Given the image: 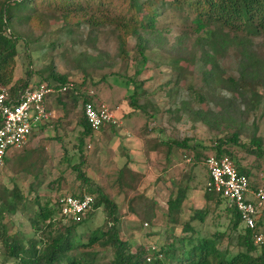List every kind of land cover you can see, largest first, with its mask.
<instances>
[{
    "label": "trees",
    "instance_id": "obj_1",
    "mask_svg": "<svg viewBox=\"0 0 264 264\" xmlns=\"http://www.w3.org/2000/svg\"><path fill=\"white\" fill-rule=\"evenodd\" d=\"M45 16H59L62 28L69 33L72 32L71 24L79 25L75 18H85L87 25L92 27L111 25L118 44L117 57L139 63L135 75H139L150 61L149 50L163 49L169 25L182 26L183 31L175 38L168 54L170 73L164 86L173 98L169 110L177 115L186 110L193 125L200 122L209 131H232L207 144L196 140L188 144L190 138L170 139L168 152L172 147L185 148V157L192 164L200 161L204 150H211L216 157L227 155L238 173L247 176L249 186L258 187L250 181V169L241 164L232 145L242 146L256 159L264 154V140L258 134L259 120L264 124V0H0V82L8 87L12 98L28 87L33 74L27 66L24 78L13 79L17 46L22 39L16 26H43ZM191 34L195 37L190 47H186L184 42ZM130 38L135 40L131 50L128 46ZM132 50L135 54L131 57ZM190 52L194 54L193 71L188 75L181 60ZM99 59L98 55L79 52L75 61L85 78L79 83L71 81L66 74L54 72L52 67L47 74H40L45 82L53 79L57 87L66 86L65 92L69 91L70 84L73 101L81 100L78 124L82 129L76 147L79 151L84 140L94 131L84 115V105L103 103L86 88L87 68L96 66ZM228 70L235 72L236 76L226 75ZM128 82L133 88L128 96L130 107L146 113L145 103H139V95L146 92L143 81L129 78ZM180 90L187 92L186 99H176ZM211 101L219 108L202 107ZM241 136L248 141H243ZM21 155L5 156L4 164L14 157L19 172L24 163ZM43 158L38 156L32 161L35 163L36 159ZM80 166L81 161L72 166L76 177L82 184H92V178ZM31 168L27 165L24 169L30 171ZM188 190L186 184L177 188L175 194L168 195L165 203L168 221L177 222ZM84 194L79 191L67 195L81 197ZM89 194L93 196V203L79 222L60 214L57 200L66 194H60L52 203L43 205L35 197L36 209L27 219L35 233L24 239L9 232L4 220L19 205H25L26 196L16 184L10 190L0 188V264H94L96 246L110 248L112 257L107 264H264V238L263 242H254L255 235L264 236V212L253 229L247 228L242 225L235 206L220 194L208 191L206 186L203 193L206 206L194 210L181 223L179 234L165 230L157 247L121 238L117 204L98 187L94 194ZM100 207L105 212L107 226L92 230L88 239L82 241L76 227L92 210ZM216 210L219 212L215 213ZM209 211L215 213L213 229L203 230L201 226L193 225L194 220L203 224Z\"/></svg>",
    "mask_w": 264,
    "mask_h": 264
},
{
    "label": "rangeland",
    "instance_id": "obj_2",
    "mask_svg": "<svg viewBox=\"0 0 264 264\" xmlns=\"http://www.w3.org/2000/svg\"><path fill=\"white\" fill-rule=\"evenodd\" d=\"M75 20L78 21L79 25L71 24L69 27L72 32L70 33L62 28L63 22L59 16H45L44 25L40 27L16 26L22 39L19 40L17 46L16 65L13 70L14 81L25 77V70L28 66L33 71L28 86H34L41 81L45 82L40 74H47L50 67L54 69V72L66 74L71 81L79 83L85 78L80 68L77 67L75 57L80 51H86L90 55L100 57L96 66L87 68L89 76L86 79V88L88 91H92L93 95L102 97L104 103L114 105L123 102L126 107H130L128 96L131 95L133 88L128 79L143 81V89L146 92L139 95V103H145L146 113L136 110V115L142 122L139 132L144 136V143L149 147L154 148V145L158 143V137L162 142H166V145H161L162 150H160L165 152L168 149L167 142L170 139L190 138L188 144H193L195 140L207 144L232 131V129L221 130L220 132L209 131L200 122L193 125L186 110L180 111L178 115L177 112L169 110L173 98H170L168 89L164 86V82L170 73L167 62L169 61L168 54L175 38L183 31L182 26L179 24L169 25L170 31L166 34L165 48L149 50L147 54L150 61L147 62L139 75H135L134 72L139 68V63L134 60L123 61L117 57L118 44L111 25L99 24L92 27L87 25L85 18H75ZM194 37V34H191L190 39L184 42L186 47H190ZM134 44L135 40L130 38L128 40L130 50L133 49ZM134 54L135 51L132 50L130 56L132 57ZM187 56L181 60V63L186 67L188 75H191L194 54L190 52ZM226 75L236 76V73L228 70ZM46 82L56 83L53 79ZM70 86L69 84V91L48 94L44 100L48 108H54L55 118H53L52 124H57V126H55L56 131L53 128L52 131H55L54 133L61 138L60 149H52L50 156H47L48 161L46 158L39 159V161L36 159L34 165H31L30 171L24 169L27 167L26 162H24L21 169L23 173L16 171L18 167L13 162L14 157L9 158L6 164L0 166V188L5 187L10 190L16 184L22 194L26 196L25 205H19L13 214L7 215L5 218L8 231L24 239L30 238L35 233L27 221L36 209L35 197L43 205L52 203L55 197L60 194L78 193L79 191L94 194L96 187H98L117 204L116 213L119 217L121 238L128 239L132 243H143L149 247H157L164 238L165 230H173L175 234H179L181 223L187 220L194 210L206 206L203 196L207 177L204 158L213 152L211 150L202 151L200 161L192 164L188 160L182 161L187 152L185 148L172 147L168 154L165 152V155L164 153L160 155L156 152L148 157V166H153L155 170L158 169L157 171L147 172L148 166L144 163V166L139 167L138 172L133 173V175L124 168L120 178L116 179L114 175L108 178L102 177L104 174L100 172L104 162L106 167L111 165L115 168L116 165L122 164L121 161L125 162V155L121 154V160L118 163L115 160L107 163L105 149L99 148L97 145L98 139L96 137L100 133V128L94 130L84 140L81 151L77 149L78 135L82 129L78 124L81 115V100L73 101L70 96ZM187 97V92L180 90L176 99L181 100ZM207 106L219 108L214 101L202 105L204 108ZM261 109L262 107L257 112V117ZM259 121L258 134L264 140V124L261 120ZM158 133L160 135H157ZM112 138H118L121 141L126 139L125 136L117 137L114 135ZM241 139L245 142L248 141L244 136H241ZM52 144L57 146L59 143L52 140ZM158 147L159 145L155 146V148ZM232 147L241 164L250 169V181H253L256 186L264 187V154L256 159L255 155L246 152L242 146L232 145ZM156 150L158 151V149ZM179 160H181V164L178 163ZM79 161H81V170L92 178V184H82L80 179L76 177V171L73 170L72 166ZM138 162H140L139 159L136 163ZM173 164L174 166H171ZM169 167L171 170L168 172L167 168ZM158 172L162 173V176H157ZM190 174L195 179L193 187L188 190V197L182 204L177 222L172 223V221L167 220L165 207L168 193L175 194L177 188L189 184V179L192 178ZM29 185L37 188L28 191ZM190 185L192 186V182ZM218 212L219 210L215 211V213ZM215 213L209 211L203 224L194 220L193 225L201 226L203 230L213 229L212 221ZM105 216L101 207L92 210L87 215L85 221L76 227V232L81 236L82 241L88 239L92 230L107 226ZM221 218L223 219V217ZM259 230L261 232L262 227ZM1 248L0 243V259ZM95 250L97 255L94 264H107L112 257L110 248L96 246Z\"/></svg>",
    "mask_w": 264,
    "mask_h": 264
},
{
    "label": "built area",
    "instance_id": "obj_3",
    "mask_svg": "<svg viewBox=\"0 0 264 264\" xmlns=\"http://www.w3.org/2000/svg\"><path fill=\"white\" fill-rule=\"evenodd\" d=\"M66 86L41 82L24 88L16 98L9 95L8 87L0 82V166L10 152L20 151L26 144L34 126L52 116L44 105L48 94L64 92ZM84 115L94 130L104 124L120 126L121 121L106 103L84 105ZM208 173L206 188L225 197L238 210L243 226L253 229L264 212V187L251 188L246 175L238 173L233 160L223 155L209 154L204 159ZM60 214L73 222H79L93 203V196L85 193L81 197L60 196L57 200ZM264 236L257 234L254 242H263Z\"/></svg>",
    "mask_w": 264,
    "mask_h": 264
},
{
    "label": "crops",
    "instance_id": "obj_4",
    "mask_svg": "<svg viewBox=\"0 0 264 264\" xmlns=\"http://www.w3.org/2000/svg\"><path fill=\"white\" fill-rule=\"evenodd\" d=\"M98 100L103 101L102 97H97ZM107 104V103H106ZM45 105V103H44ZM112 109H115V114L120 118L121 125L120 126H111L109 124H104L100 127L99 129V134L97 135L99 148H104L105 149V155H107V163H111L110 161H116L118 163L119 160H121V154L125 155V162L121 161L122 164L116 165L115 168L111 165L106 167L105 162L102 165V171L100 172L101 174H104L102 177H111V175H114V177L117 179L118 177L120 178L122 175V169L126 168L129 173H136L138 172V168L141 166H144V163L147 164L148 157H151L154 155V153L158 152V154L162 155L165 152L168 154V149L164 151H160L161 145H166L164 142L157 138V142L154 145V148L149 147L146 143H144V136H142L139 132V129L141 128L142 122H140V118L138 115H136V110L131 108V107H126L125 104L119 103V104H114V105H109ZM45 107L51 111L52 116L49 120L42 121L38 123L36 126L33 127L31 134L29 135L27 144L20 150V151H12L10 152L7 156L13 155L14 153L17 155H21L24 159L23 162H26V165H34L32 159H35L36 157H44L46 160L48 159L47 156H50L51 150L54 149H60L61 147V138L54 133L56 131V128L54 124H52L53 118H55V112L54 108H48L46 105ZM55 131H52L53 129ZM103 131V132H102ZM112 135L114 136H125V140L121 141L120 139H113ZM157 135H160L159 133ZM96 136V135H95ZM52 140L57 141L59 144L53 145ZM158 148H155V146H158ZM62 146L64 144L62 143ZM158 149V151L156 150ZM108 154H107V153ZM104 154V151L102 152ZM166 154V155H167ZM142 155V157H140ZM160 157V156H159ZM140 162L136 163L138 159ZM183 156L184 162L187 160L189 161L188 158ZM48 161V160H47ZM146 161V162H145ZM179 164H181V160H179ZM178 164V165H179ZM105 166V167H104ZM146 166V165H145ZM148 166V164H147ZM171 166H174L171 165ZM105 168V169H104ZM22 169V168H21ZM20 169L19 172L23 173V171ZM137 169V171H136ZM168 172L171 170V167L167 168ZM155 170V168L152 167H147V172ZM158 170V169H157ZM155 170V171H157ZM114 172V173H112ZM207 172V170H206ZM162 173H164L162 171ZM162 173L158 172L156 175L159 176ZM191 175V174H190ZM162 176V175H161ZM131 177V176H130ZM192 177V175H191ZM158 178V177H157ZM190 178V177H189ZM192 182V186L190 185L191 182L189 181V189L193 187V182L195 179L193 177L189 179ZM208 180V173L206 177V182ZM126 184V182H125ZM206 185V183H205ZM36 189L37 187H32L29 185L28 191ZM165 188V186H164ZM170 193H168L169 195ZM59 196V195H57ZM56 196V197H57ZM55 197V198H56Z\"/></svg>",
    "mask_w": 264,
    "mask_h": 264
}]
</instances>
